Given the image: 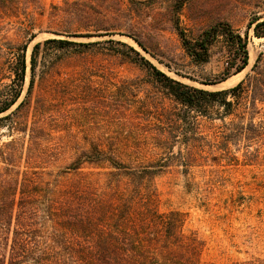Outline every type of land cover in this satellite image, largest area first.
Wrapping results in <instances>:
<instances>
[{"label": "rangeland", "instance_id": "1", "mask_svg": "<svg viewBox=\"0 0 264 264\" xmlns=\"http://www.w3.org/2000/svg\"><path fill=\"white\" fill-rule=\"evenodd\" d=\"M180 1L0 0V80L10 83L7 58L17 46H26L27 70L20 102L27 97L35 43L49 38L101 42L64 49L47 45L42 50L29 103L14 117L19 129L29 130L35 121L45 128L46 144L53 145L54 152L40 165L56 173L82 149H88L91 141H98L109 153L116 149L115 154L130 166L161 167L141 189L150 193L151 203L160 213L181 214L184 232L195 233L203 243V264L264 257V141L247 149L242 143L230 145L229 152L221 153H212L204 139L196 141L192 152L197 159L184 166L179 156L180 151L186 154L184 142L179 139L166 151L154 139L160 132L159 110L173 107L174 101L150 82L145 68L127 58L135 59L134 53L116 42H105L113 39L127 43L167 75L183 82L204 87L200 81H216L225 67V43L219 39L212 46L209 62L192 61L174 28ZM177 17L189 38L219 20L229 22L243 37L248 34L246 69L214 84L216 87L204 88L233 87L256 63L264 73V37H256L253 27L249 28L253 19L264 21V0H186ZM250 110L239 112L248 117ZM252 113L255 122L264 126V101H257ZM200 121L202 135L222 125L217 118ZM8 123H0V147L13 141L12 163L22 170L34 167L37 163L28 164L27 160L29 131L11 130ZM3 166L0 159V170ZM113 170L109 165H85L80 173L107 188L114 182V175L108 173ZM67 175L74 177L76 173L61 177ZM120 179L125 183L122 189L128 190L127 178Z\"/></svg>", "mask_w": 264, "mask_h": 264}, {"label": "trees", "instance_id": "2", "mask_svg": "<svg viewBox=\"0 0 264 264\" xmlns=\"http://www.w3.org/2000/svg\"><path fill=\"white\" fill-rule=\"evenodd\" d=\"M185 2L181 0L176 5L174 28L192 61L209 62L211 48L219 39L227 49L223 75L216 81L200 83L214 85L246 69L248 34L243 37L229 22L219 20L189 38L177 17ZM251 27L256 37H264V21L253 19ZM135 40L146 50L141 41ZM105 42H116L134 53L135 59L127 58L145 68L150 82L157 84L174 101L173 107L159 110L160 132L154 139L166 151L179 139L184 142L186 154L179 152L184 166L197 159L192 152L196 141L204 139L212 153L229 152L230 145L240 143L247 149L264 141V126L255 122L252 113L256 102L264 101V73L258 63L235 86L207 89L170 77L127 43L113 39ZM99 44V41L82 43L66 38L35 43L30 57L27 97L20 102L26 79L27 47L17 46L13 56L7 58L10 83L0 80V123L9 121L7 126L11 130L18 128L14 117L29 103L45 46L64 49ZM242 109H251L247 111L248 117L244 111L239 112ZM228 117L232 119L226 122ZM200 118H217L222 125L202 135ZM37 122L29 130L18 128L29 131L27 160L28 164L37 165L22 170L12 163L13 141L0 147V159L4 163L0 170V264H203L200 260L203 243L195 233L184 232L181 214L177 211L160 213L152 205L150 193L141 189L161 167L130 166L115 154L116 149L109 153L100 142L91 141L88 149H82L63 170L54 173L48 166L40 165L53 156L54 146L46 144L45 128ZM85 165H109L114 168L108 172L114 175V182L107 188L97 186L80 173ZM70 172L76 175L61 177ZM121 176L127 178L128 190L122 189L125 183L121 182ZM232 264H264V257Z\"/></svg>", "mask_w": 264, "mask_h": 264}, {"label": "water", "instance_id": "3", "mask_svg": "<svg viewBox=\"0 0 264 264\" xmlns=\"http://www.w3.org/2000/svg\"><path fill=\"white\" fill-rule=\"evenodd\" d=\"M204 85V84H203ZM205 86V85H204ZM207 87H216V85H206Z\"/></svg>", "mask_w": 264, "mask_h": 264}, {"label": "bare ground", "instance_id": "4", "mask_svg": "<svg viewBox=\"0 0 264 264\" xmlns=\"http://www.w3.org/2000/svg\"><path fill=\"white\" fill-rule=\"evenodd\" d=\"M205 87V86H204Z\"/></svg>", "mask_w": 264, "mask_h": 264}]
</instances>
